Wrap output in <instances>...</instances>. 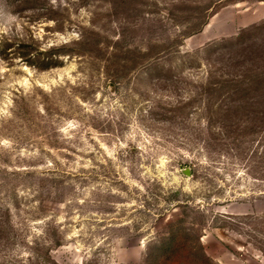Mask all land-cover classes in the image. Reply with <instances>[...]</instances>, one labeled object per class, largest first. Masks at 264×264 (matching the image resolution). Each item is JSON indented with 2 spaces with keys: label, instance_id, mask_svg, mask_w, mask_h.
<instances>
[{
  "label": "rangeland",
  "instance_id": "374dc122",
  "mask_svg": "<svg viewBox=\"0 0 264 264\" xmlns=\"http://www.w3.org/2000/svg\"><path fill=\"white\" fill-rule=\"evenodd\" d=\"M0 264H264V0H0Z\"/></svg>",
  "mask_w": 264,
  "mask_h": 264
},
{
  "label": "water",
  "instance_id": "95a60500",
  "mask_svg": "<svg viewBox=\"0 0 264 264\" xmlns=\"http://www.w3.org/2000/svg\"><path fill=\"white\" fill-rule=\"evenodd\" d=\"M186 174H188V173L186 172Z\"/></svg>",
  "mask_w": 264,
  "mask_h": 264
}]
</instances>
